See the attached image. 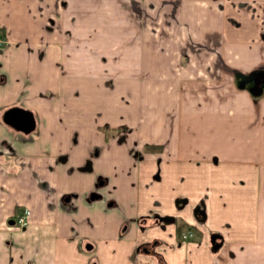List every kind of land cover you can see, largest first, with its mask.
I'll return each mask as SVG.
<instances>
[{"label": "crops", "instance_id": "crops-1", "mask_svg": "<svg viewBox=\"0 0 264 264\" xmlns=\"http://www.w3.org/2000/svg\"><path fill=\"white\" fill-rule=\"evenodd\" d=\"M123 3L0 0V264H264V0Z\"/></svg>", "mask_w": 264, "mask_h": 264}, {"label": "water", "instance_id": "water-1", "mask_svg": "<svg viewBox=\"0 0 264 264\" xmlns=\"http://www.w3.org/2000/svg\"><path fill=\"white\" fill-rule=\"evenodd\" d=\"M3 119L22 131L31 130L35 124L32 111L20 106H13L6 109L3 114ZM89 246L90 244H87V247Z\"/></svg>", "mask_w": 264, "mask_h": 264}, {"label": "built area", "instance_id": "built-area-1", "mask_svg": "<svg viewBox=\"0 0 264 264\" xmlns=\"http://www.w3.org/2000/svg\"><path fill=\"white\" fill-rule=\"evenodd\" d=\"M3 38L0 36V45L3 43ZM29 209L24 207L20 212H18L16 214V223L19 226L25 225L28 222V215H29ZM192 235V232L188 231V232H184L181 234L182 237H189Z\"/></svg>", "mask_w": 264, "mask_h": 264}, {"label": "rangeland", "instance_id": "rangeland-1", "mask_svg": "<svg viewBox=\"0 0 264 264\" xmlns=\"http://www.w3.org/2000/svg\"><path fill=\"white\" fill-rule=\"evenodd\" d=\"M125 1V3H123V4H127V5H129V6H131L132 4H134V2L136 1V0H124ZM1 36V35H0ZM2 38H3V36H1ZM3 40H4V38H3Z\"/></svg>", "mask_w": 264, "mask_h": 264}]
</instances>
